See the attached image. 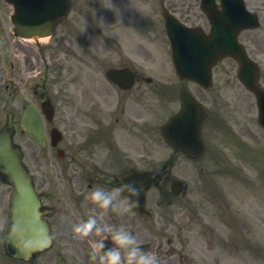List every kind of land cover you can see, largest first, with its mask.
Instances as JSON below:
<instances>
[{"label":"rangeland","instance_id":"1","mask_svg":"<svg viewBox=\"0 0 264 264\" xmlns=\"http://www.w3.org/2000/svg\"><path fill=\"white\" fill-rule=\"evenodd\" d=\"M89 2L84 4V14L86 17L92 16L98 21L97 15L103 14L104 20L103 24H100L101 27H110V21H111V15L109 13H105L104 9L106 11H110V3H106L103 0H88ZM249 5L251 7L260 8V12L262 15V25L257 31H250V33H244L243 39L247 41V44L251 50V52L257 57L258 61H261L260 58L264 57V53L260 55V53H257V50L259 48V45L256 41H254L258 33L264 32V0H247ZM114 6V5H113ZM117 12L115 16L118 18V21L123 28L126 25V10L124 9L125 4L121 5L118 3L117 5ZM143 7V8H142ZM263 10V11H262ZM0 11L4 14H8L11 12V7L4 2V0H0ZM259 11V10H258ZM0 12V13H1ZM128 12L132 14L134 17L132 22V29L135 34H138V31L141 29V24L143 21H145L148 17H151L154 13H161L159 10V4L157 3H147L143 4L139 1L132 0L131 4L129 5ZM137 15V17H135ZM160 20V26L159 30L163 28L162 26V18L161 14L158 16ZM144 34V31H142ZM264 47V44H263ZM264 52V51H263ZM168 56V57H167ZM164 57L169 59V54H164ZM262 68L264 70V61L262 62ZM233 68V69H231ZM228 70H230L229 73H225ZM235 64L231 61H226L224 65L217 71L218 73L222 72L225 76L219 77L215 83V86L213 87L211 96H207V105L210 107V110L216 109L222 107L218 105L220 101L223 102V108L225 111H223L224 116L231 120L229 122L233 127L235 136H237L239 139L246 140L248 143H250L252 148H261L262 144L264 145V130L257 125L256 121V104L254 101V98L247 93V91L238 83L235 75ZM150 101V109H149V116L153 112L159 111L160 107L156 109L158 105V99L153 97ZM172 103H176V100H173ZM250 111V112H248ZM228 114H231L232 116H228ZM168 115L167 112L164 113L163 117L165 118ZM1 117H4V112L2 111L1 105H0V119ZM158 121V119H155ZM209 130V124L207 125ZM150 134L155 137V141H159L160 143V135L158 132V129L154 128L153 130L149 131ZM235 138H228L227 134L220 129V131H214L213 138L211 141L215 142V145L217 146V149L222 150L224 153H228L227 155L236 157L237 162L245 168V162H241L239 160V148L236 150L232 145L229 144L230 140ZM241 144L243 141H239ZM246 145V144H244ZM163 152L164 156L167 157L169 150L167 147L163 146L160 148ZM160 157V152H159ZM201 167L203 169H201ZM211 164L209 162L203 161V162H192L187 160L186 158L180 156V158L177 160L176 165L173 168L174 173H176L179 177H182L185 179V181L188 182L190 187H194L195 190H198L201 194L200 198V204H202V196L201 189L207 187L206 184L209 183V181H206L205 177L211 178L212 169L210 168ZM248 168V167H247ZM217 169V168H216ZM218 171V170H217ZM258 169L257 167L254 168V173H257ZM221 173V172H219ZM253 174V173H251ZM217 178L220 181V176H217ZM223 178V175L221 176ZM242 181L247 184L254 185L255 180L254 179H247L242 178ZM261 182L262 185L256 186L257 192L253 190H246L242 189L240 191V200L244 211H249V217H250V226L253 227V233H245L244 240L240 242V244H244L246 238L248 239V242H251V245L254 243L259 245V252L258 256L260 254V257L257 259V261H253L252 258L249 257L247 254L249 253L253 254L251 250L247 249V246H244V250L240 251L239 256L235 257H228L225 260V264H264V255L261 253L262 247L264 248V173L261 175ZM6 187V186H2ZM236 190H239L240 187H235ZM235 193V192H234ZM7 191L4 189V196H6ZM3 196V197H4ZM7 199V196L5 197ZM188 200V199H187ZM7 202V200L5 201ZM221 201H219L220 203ZM205 204H208V201L203 202ZM249 245V244H248ZM236 248H233V250ZM235 251V250H234Z\"/></svg>","mask_w":264,"mask_h":264},{"label":"clouds","instance_id":"2","mask_svg":"<svg viewBox=\"0 0 264 264\" xmlns=\"http://www.w3.org/2000/svg\"><path fill=\"white\" fill-rule=\"evenodd\" d=\"M129 192L135 195H139V189L133 187L129 183H121L114 191L105 190L103 187H94L89 193L88 197L97 203L102 209L107 211L110 207L116 208L114 200L117 195ZM127 200V207L132 208L139 204V200H131L125 197ZM96 233H102L106 231V228L102 225H98L96 216H89L87 220L77 224L74 231L82 236H87L92 231ZM112 239L118 247L108 248L104 255L97 256L96 251L90 253L92 264H96L97 260L99 264H121L122 261V249L125 250L126 264H160L159 258L154 254H149L137 246L135 236L126 230L123 226L113 228ZM100 247H103L101 243Z\"/></svg>","mask_w":264,"mask_h":264},{"label":"water","instance_id":"3","mask_svg":"<svg viewBox=\"0 0 264 264\" xmlns=\"http://www.w3.org/2000/svg\"><path fill=\"white\" fill-rule=\"evenodd\" d=\"M9 146V147H8ZM5 148H7L6 152H12V148L11 146L8 144V142H6V146ZM1 151V150H0ZM18 158V154H16V157ZM7 159H4L2 162L6 163ZM14 160H12L11 162H9V164L13 165ZM16 165V164H14ZM13 165V166H14ZM11 166V167H13ZM19 168L15 167V170H11L13 173L14 178L16 179V182L19 186V190L16 191V196L14 198L15 203H16V208H15V212L23 219V220H27L30 217H33L32 214V207L35 204L34 198L32 196V192L31 190L28 189H24L22 184H21V177L19 176L18 172H19ZM27 182L29 183V181L27 180ZM25 183V182H24ZM22 234V232L20 233V235ZM34 243L31 242L30 246H33Z\"/></svg>","mask_w":264,"mask_h":264},{"label":"flooded vegetation","instance_id":"4","mask_svg":"<svg viewBox=\"0 0 264 264\" xmlns=\"http://www.w3.org/2000/svg\"><path fill=\"white\" fill-rule=\"evenodd\" d=\"M86 149H88V146L84 145L80 147V149L78 150V153L80 151H85ZM83 169L84 170L81 171V174L78 176V185L80 186L81 189L83 188L86 180L89 181V180L95 179L94 177L95 174L93 172H91L89 169H86V168H83Z\"/></svg>","mask_w":264,"mask_h":264}]
</instances>
